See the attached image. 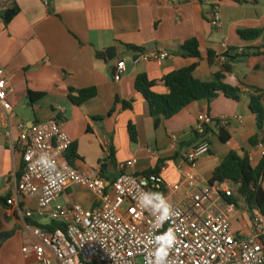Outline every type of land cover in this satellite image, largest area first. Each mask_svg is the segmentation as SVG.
<instances>
[{
  "label": "crops",
  "instance_id": "crops-1",
  "mask_svg": "<svg viewBox=\"0 0 264 264\" xmlns=\"http://www.w3.org/2000/svg\"><path fill=\"white\" fill-rule=\"evenodd\" d=\"M0 0V16L13 2L19 13L0 33V66L8 86L0 95V197L16 199L22 211H33L31 218L22 216L16 205L0 206V264H38L32 253L23 252L36 239L32 226H47L51 221L38 215L37 199L17 200V182L23 169L21 143L27 139L32 125L59 117L63 129L76 145L80 157L74 167L84 174L99 175L113 180L117 165L136 160L129 173L147 174L165 166L162 175L166 184L178 185L171 195L174 203L186 204L188 195L208 188L213 170L230 152L245 153L253 167L264 158V127L257 130L256 118L249 109L250 88L264 91V0ZM214 8L220 27L210 24ZM1 20V18H0ZM261 30L259 38L243 40L239 32ZM190 40L198 43L200 58H191L182 49ZM135 50L164 51L169 57L134 64ZM103 57H97V54ZM209 53L215 56L208 63ZM256 53V54H255ZM225 56L226 61L218 59ZM118 61L125 64L120 81L114 80ZM197 64L193 78L212 81L223 64L231 66L224 84L241 89L239 101L220 95L208 102H195L155 129L146 101L134 89L138 75H146L154 83L153 91L166 95L165 77L177 70ZM95 88L97 95L76 107L68 100L69 90ZM44 93L45 98L24 108L27 92ZM10 104L11 113L3 109L1 98ZM119 103L115 104V102ZM133 100L131 109L121 102ZM112 108L114 111L112 112ZM31 113V114H30ZM212 120L231 119L223 128L229 134L222 143L218 130L208 123L210 132L196 138L199 116ZM240 117L241 121L232 120ZM24 125L19 129L18 125ZM137 133L136 143L130 141L128 125ZM258 135V144L249 140ZM172 137H176L174 142ZM203 140L210 144L207 155L199 157L192 167L182 164L183 157ZM183 170L192 171L195 187L184 182ZM264 189V179L262 182ZM236 194L237 187L232 188ZM61 205L78 203L91 209L97 205L95 196L73 185L58 199ZM238 201L231 213L232 228L247 234L251 214ZM244 203V202H243ZM60 204V203H58ZM220 211H228L219 204ZM248 214V218H245ZM242 220L241 225L234 222ZM264 219V218H263ZM264 222V220H263Z\"/></svg>",
  "mask_w": 264,
  "mask_h": 264
},
{
  "label": "built area",
  "instance_id": "built-area-1",
  "mask_svg": "<svg viewBox=\"0 0 264 264\" xmlns=\"http://www.w3.org/2000/svg\"><path fill=\"white\" fill-rule=\"evenodd\" d=\"M42 2L45 6L49 4L48 0ZM210 24L220 27L216 8ZM4 25L0 20V33ZM168 57L164 51L138 52L133 62L160 63ZM218 61L224 63L226 59L222 56ZM124 71V62L118 61L114 69L116 82ZM7 86L5 71L0 66V95L4 96ZM1 104L7 114H12L4 97ZM198 121L195 131L202 134L208 123L224 127L231 119L212 120L202 115ZM18 128L23 129L24 125L19 124ZM172 140L176 142L177 138ZM71 145L59 117L32 125L27 139L21 143L23 169L17 182V200L36 198L38 215H46L62 226L55 231L32 226L36 242L23 252L32 253L38 264H149L150 261L156 264L158 256L163 264H264V217L258 210H252L248 233L234 231L231 213L237 207L224 200V196L235 195L229 184L210 185L189 194L186 204L174 203L171 195L179 186L164 182V165L150 174H134L128 170L137 162L130 160L118 164V175L106 180L101 174H84L69 164L66 153ZM209 151L210 144L203 140L183 157L181 165L192 167ZM179 171L187 186L194 188L192 171L181 167ZM73 185L92 193L97 205L87 209L78 203L58 204V199ZM143 193L162 194L171 208L166 219L162 211L140 204ZM6 203L16 205L25 218L34 214L22 211L14 198ZM219 204L228 211H220ZM168 234L174 237L170 246H166Z\"/></svg>",
  "mask_w": 264,
  "mask_h": 264
},
{
  "label": "trees",
  "instance_id": "trees-1",
  "mask_svg": "<svg viewBox=\"0 0 264 264\" xmlns=\"http://www.w3.org/2000/svg\"><path fill=\"white\" fill-rule=\"evenodd\" d=\"M19 8L15 2L5 10L0 18L4 24L9 22L18 15ZM261 30H246L240 31V37L245 41L255 40L260 37ZM182 49L188 53L191 58H200L198 43L195 40H190L182 45ZM142 53L143 51L135 50ZM256 54V53H255ZM97 57H103V54L98 53ZM225 57V56H224ZM215 61V56L211 53L208 55V63L211 65ZM197 64H192L189 67L174 71L168 74L164 79V85L168 89V94L161 95L153 91L154 83L151 82L146 75H138L134 80V89L146 101L149 109V115L153 121L155 129L159 128L163 122L172 119L178 115L182 110L195 102L206 100L211 102L218 98L220 95L233 100L239 101L241 95L240 88L230 87L224 84L223 80L225 74L231 72L229 64H223L222 69L213 75L212 81L203 82L193 78V72ZM252 94L249 96V109L256 118V127L261 131L264 127V91L258 88H250ZM97 95L95 88H88L82 90H69L68 100L73 106L80 107ZM45 98L44 93L27 92V105L33 106L37 102ZM119 103L116 100L115 104ZM123 109H131L133 100L129 102H121ZM114 111V108L111 110ZM218 123V121H215ZM218 130V137L222 143H227L230 139L229 134L223 127L216 126ZM210 132V128L205 125L202 134L193 131L196 138L204 137ZM128 133L130 141L136 143L138 133L132 124L128 125ZM258 135L249 140L251 146L258 144ZM80 159L77 154L76 145L72 143L70 149L66 153V160L69 164L74 163ZM101 176L105 173V165L101 162ZM153 172H156L153 171ZM150 174V173H147ZM20 176V175H19ZM264 179V158L256 166L253 167L250 163L248 155L245 153L243 156L235 152H230L225 159L218 165L212 172L209 185L218 184H231L237 187L236 194L232 196H224V200L229 204H234L236 207L240 199L243 200L247 210H258L264 217V189L262 182ZM8 198L0 197V206L7 205ZM49 231H55L62 228L56 222H51L47 226Z\"/></svg>",
  "mask_w": 264,
  "mask_h": 264
},
{
  "label": "clouds",
  "instance_id": "clouds-1",
  "mask_svg": "<svg viewBox=\"0 0 264 264\" xmlns=\"http://www.w3.org/2000/svg\"><path fill=\"white\" fill-rule=\"evenodd\" d=\"M140 204L143 207H152L154 209L160 210L163 212V218H167V215L171 213V208L167 205L166 201L164 200L162 194L160 193H143L140 196ZM174 242V237L171 234H168L167 245L170 246L171 243ZM151 264V261L149 262ZM156 264H163L162 260L157 258Z\"/></svg>",
  "mask_w": 264,
  "mask_h": 264
},
{
  "label": "rangeland",
  "instance_id": "rangeland-1",
  "mask_svg": "<svg viewBox=\"0 0 264 264\" xmlns=\"http://www.w3.org/2000/svg\"><path fill=\"white\" fill-rule=\"evenodd\" d=\"M27 106H28V105H27V102H26L25 105H24V108H21V106H20V107L16 110L17 113L20 114V115H22V114H26V111L28 110ZM30 114H31V113H30ZM229 187H230V188H234V186L231 185V184H229ZM63 202H64V200L62 199V200H59L58 203L62 204ZM241 205H242V206H245L244 203H243V200L241 201ZM244 217H245V218H248V214H245ZM241 222H242V220L240 219L239 222H234V224H235V226H239V225H241Z\"/></svg>",
  "mask_w": 264,
  "mask_h": 264
},
{
  "label": "water",
  "instance_id": "water-1",
  "mask_svg": "<svg viewBox=\"0 0 264 264\" xmlns=\"http://www.w3.org/2000/svg\"><path fill=\"white\" fill-rule=\"evenodd\" d=\"M4 238L3 237H0V243L3 242Z\"/></svg>",
  "mask_w": 264,
  "mask_h": 264
}]
</instances>
